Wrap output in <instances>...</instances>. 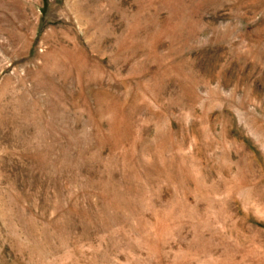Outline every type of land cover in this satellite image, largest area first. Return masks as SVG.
I'll use <instances>...</instances> for the list:
<instances>
[{
    "label": "rangeland",
    "instance_id": "obj_1",
    "mask_svg": "<svg viewBox=\"0 0 264 264\" xmlns=\"http://www.w3.org/2000/svg\"><path fill=\"white\" fill-rule=\"evenodd\" d=\"M0 264H264V0H0Z\"/></svg>",
    "mask_w": 264,
    "mask_h": 264
}]
</instances>
